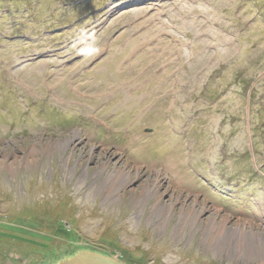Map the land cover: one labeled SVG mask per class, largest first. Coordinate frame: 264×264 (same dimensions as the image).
<instances>
[{
  "label": "rangeland",
  "instance_id": "1",
  "mask_svg": "<svg viewBox=\"0 0 264 264\" xmlns=\"http://www.w3.org/2000/svg\"><path fill=\"white\" fill-rule=\"evenodd\" d=\"M81 251L264 264V0H0V264Z\"/></svg>",
  "mask_w": 264,
  "mask_h": 264
},
{
  "label": "water",
  "instance_id": "2",
  "mask_svg": "<svg viewBox=\"0 0 264 264\" xmlns=\"http://www.w3.org/2000/svg\"><path fill=\"white\" fill-rule=\"evenodd\" d=\"M56 264H119L112 258L104 257L96 253L81 251L75 256L64 259Z\"/></svg>",
  "mask_w": 264,
  "mask_h": 264
},
{
  "label": "bare ground",
  "instance_id": "3",
  "mask_svg": "<svg viewBox=\"0 0 264 264\" xmlns=\"http://www.w3.org/2000/svg\"><path fill=\"white\" fill-rule=\"evenodd\" d=\"M213 240V239H212ZM248 256H254V254H247Z\"/></svg>",
  "mask_w": 264,
  "mask_h": 264
}]
</instances>
